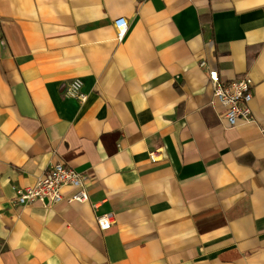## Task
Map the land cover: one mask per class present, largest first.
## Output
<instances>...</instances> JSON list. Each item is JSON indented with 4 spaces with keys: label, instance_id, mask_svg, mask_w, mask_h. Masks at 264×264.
<instances>
[{
    "label": "crops",
    "instance_id": "obj_1",
    "mask_svg": "<svg viewBox=\"0 0 264 264\" xmlns=\"http://www.w3.org/2000/svg\"><path fill=\"white\" fill-rule=\"evenodd\" d=\"M56 162L88 202L16 205ZM0 264H264V0H0Z\"/></svg>",
    "mask_w": 264,
    "mask_h": 264
},
{
    "label": "built area",
    "instance_id": "obj_2",
    "mask_svg": "<svg viewBox=\"0 0 264 264\" xmlns=\"http://www.w3.org/2000/svg\"><path fill=\"white\" fill-rule=\"evenodd\" d=\"M116 40L122 42L126 37L129 24L123 19H117L113 23ZM204 64H202L203 66ZM213 98L225 110L224 118L230 128L239 124H256L250 109L253 99V83L247 78H241L231 82H222L213 73L211 74ZM64 96L76 99L84 103L87 97L82 93V82L78 79L70 82ZM86 177L62 162H56L50 166L48 172L38 178L31 187L16 190L15 204L21 207L40 203L44 207L57 205L63 201L67 203H86L89 200L86 189ZM71 189L69 197H64L63 190ZM113 215L105 214L96 218L100 230H108L113 224Z\"/></svg>",
    "mask_w": 264,
    "mask_h": 264
}]
</instances>
